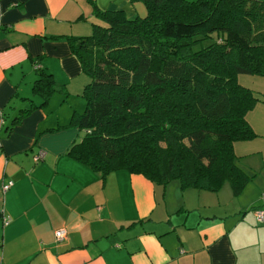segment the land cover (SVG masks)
<instances>
[{"label": "crops", "instance_id": "0c3cea01", "mask_svg": "<svg viewBox=\"0 0 264 264\" xmlns=\"http://www.w3.org/2000/svg\"><path fill=\"white\" fill-rule=\"evenodd\" d=\"M95 4L130 19L147 13L140 0H0V264H247L241 223L264 210V88L247 114L257 137L234 146L251 181L239 196L224 186V210L212 207L218 193L178 181L103 177L69 155L85 136L70 123L86 110L90 83L70 39L105 24ZM41 72L54 88L44 106ZM40 151L46 158L36 163ZM228 217L231 227L221 222ZM62 228L67 238L56 242Z\"/></svg>", "mask_w": 264, "mask_h": 264}, {"label": "trees", "instance_id": "16d2710c", "mask_svg": "<svg viewBox=\"0 0 264 264\" xmlns=\"http://www.w3.org/2000/svg\"><path fill=\"white\" fill-rule=\"evenodd\" d=\"M140 1L147 13L134 19L95 4L105 24L70 39L90 83L70 123L85 136L69 155L103 177L127 171L211 193L229 183L239 196L251 177L234 146L257 137L247 114L259 99L238 77H264V0ZM40 77L44 106L54 88Z\"/></svg>", "mask_w": 264, "mask_h": 264}, {"label": "rangeland", "instance_id": "374dc122", "mask_svg": "<svg viewBox=\"0 0 264 264\" xmlns=\"http://www.w3.org/2000/svg\"><path fill=\"white\" fill-rule=\"evenodd\" d=\"M213 38H215V35H213ZM211 39L212 38L201 41L200 49L202 47L208 46L212 42ZM238 78L241 85L252 91H255V93L257 92L261 93L262 89L264 88V77H256L255 75H250V74H240ZM82 99H84V101L87 104V99L84 97ZM175 183L178 184V182ZM172 186L174 185H171L170 187L171 192L173 188ZM225 186H230V185L229 183H227ZM211 194H215V193H211ZM225 194H226V187H223L218 194H215V198L211 200V202L213 203L212 206L213 208L215 209L221 208V210H224L227 207L226 200L223 197L225 196ZM219 196L221 199H219ZM206 202L208 201L206 200ZM194 218L198 220L197 215ZM221 222L227 223L228 227H231V225L233 224V219L231 217H228L226 219L221 220ZM249 224L254 227L253 231H249L250 230ZM241 232H242V236L246 237L243 240V243H246L244 246L245 249L242 251V254H240L239 252L242 262L247 264H259L261 263V261H264V254L261 253L264 251V226L262 223H259L256 213L253 214V218H249L248 220L243 221L241 223ZM235 233L238 234L240 233V231L236 230ZM235 233L232 231L233 235H236Z\"/></svg>", "mask_w": 264, "mask_h": 264}, {"label": "built area", "instance_id": "2783aa9c", "mask_svg": "<svg viewBox=\"0 0 264 264\" xmlns=\"http://www.w3.org/2000/svg\"><path fill=\"white\" fill-rule=\"evenodd\" d=\"M37 68H38V67L36 66V69H37ZM45 158H46V153H45L44 151H40L38 154H36V155L34 156V161H35L36 163H39V162L44 161ZM12 185H13V184L10 183V184L4 186V187H3V190H5V192H6L7 190L10 189V187H11ZM256 216H257V219H258L259 223L264 224V210H262V211H257V212H256ZM5 222H7V220H5ZM66 238H67V230H66V229L62 228V229H59V230H57V231L55 232V239H56V242H63L64 240H66Z\"/></svg>", "mask_w": 264, "mask_h": 264}]
</instances>
